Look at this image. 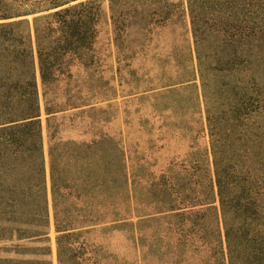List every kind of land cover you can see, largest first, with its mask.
<instances>
[{
	"label": "trees",
	"instance_id": "16d2710c",
	"mask_svg": "<svg viewBox=\"0 0 264 264\" xmlns=\"http://www.w3.org/2000/svg\"><path fill=\"white\" fill-rule=\"evenodd\" d=\"M104 15L120 54L173 25L172 67L189 32L165 130H61L102 100L74 69L95 64ZM95 228L137 258L89 242ZM51 231L55 264H264V0H0V242L22 257L0 264H53Z\"/></svg>",
	"mask_w": 264,
	"mask_h": 264
},
{
	"label": "rangeland",
	"instance_id": "374dc122",
	"mask_svg": "<svg viewBox=\"0 0 264 264\" xmlns=\"http://www.w3.org/2000/svg\"><path fill=\"white\" fill-rule=\"evenodd\" d=\"M175 27L169 26L156 30L153 39L147 44H141L133 47L132 51L119 53L112 41V27L107 15L103 16L99 26L98 34L95 40L96 62L87 71L81 68H75L78 82L89 88H100L96 94L88 93L90 100H99L93 107H87V111L79 113L67 112L61 122L60 128L65 136L82 134L88 127L100 128L112 135L118 137L120 131L136 132L139 125L146 128L154 122L156 131L166 129V122L169 120V114L172 112L166 109V100H170V93L166 90V84L175 75L179 76L185 72V57L182 54L181 44H185L182 39H190L189 32H183L179 27L176 28L178 36L177 64L171 66L168 64L167 57L170 54L169 40L172 38ZM168 44V45H167ZM121 57V60H118ZM130 93V96L127 94ZM172 95V94H171ZM193 91L180 89L173 96L177 98H186L194 96ZM41 98V96H40ZM130 99V101H128ZM42 99H40L41 106ZM159 103V108L155 110L152 104ZM126 110L131 111V116L126 115ZM155 111V112H154ZM74 112V111H73ZM192 114L197 121L198 129L201 128L200 113L197 106L194 105ZM41 122L44 151L47 149L48 132L46 127L45 114L41 109ZM149 121V123L144 122ZM128 122L130 124H128ZM130 125V126H129ZM164 139L160 144H166V134H162ZM166 158V151L163 154ZM87 240L95 245H103L113 250L121 252L129 251L130 258H137L133 248L124 242L123 237L116 231L107 232L106 230L95 228L87 233ZM52 245V259L55 264V247L53 231L50 232ZM16 241H14L15 243ZM25 243V241L18 242ZM29 248L37 243H25ZM9 242H0V257L22 258L20 255L8 253L3 250ZM23 257L36 258L34 255ZM139 264H166L160 259H151L147 262L139 260Z\"/></svg>",
	"mask_w": 264,
	"mask_h": 264
}]
</instances>
